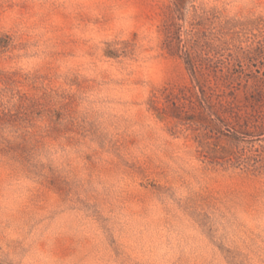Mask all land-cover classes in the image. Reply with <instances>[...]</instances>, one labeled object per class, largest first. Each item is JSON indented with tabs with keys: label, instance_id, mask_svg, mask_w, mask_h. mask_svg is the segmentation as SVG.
<instances>
[{
	"label": "rangeland",
	"instance_id": "rangeland-1",
	"mask_svg": "<svg viewBox=\"0 0 264 264\" xmlns=\"http://www.w3.org/2000/svg\"><path fill=\"white\" fill-rule=\"evenodd\" d=\"M0 264H264V0H0Z\"/></svg>",
	"mask_w": 264,
	"mask_h": 264
}]
</instances>
